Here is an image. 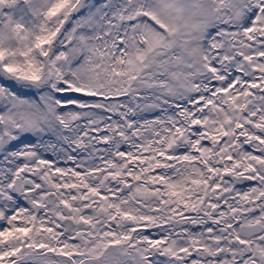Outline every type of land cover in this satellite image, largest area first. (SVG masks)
<instances>
[{
  "label": "snow or ice",
  "instance_id": "1",
  "mask_svg": "<svg viewBox=\"0 0 264 264\" xmlns=\"http://www.w3.org/2000/svg\"><path fill=\"white\" fill-rule=\"evenodd\" d=\"M0 264H264V0H0Z\"/></svg>",
  "mask_w": 264,
  "mask_h": 264
}]
</instances>
